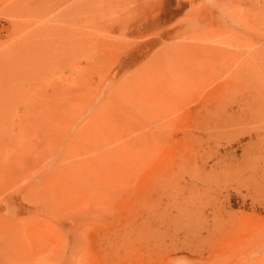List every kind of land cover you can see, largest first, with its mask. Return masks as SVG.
Wrapping results in <instances>:
<instances>
[{
  "label": "rangeland",
  "instance_id": "rangeland-1",
  "mask_svg": "<svg viewBox=\"0 0 264 264\" xmlns=\"http://www.w3.org/2000/svg\"><path fill=\"white\" fill-rule=\"evenodd\" d=\"M0 264H264V0H0Z\"/></svg>",
  "mask_w": 264,
  "mask_h": 264
}]
</instances>
